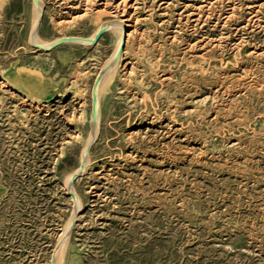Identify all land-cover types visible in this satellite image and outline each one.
<instances>
[{"label":"rangeland","instance_id":"1","mask_svg":"<svg viewBox=\"0 0 264 264\" xmlns=\"http://www.w3.org/2000/svg\"><path fill=\"white\" fill-rule=\"evenodd\" d=\"M44 2L47 42L133 25L61 264H264V0ZM33 21L0 0V264H51L117 41L36 52Z\"/></svg>","mask_w":264,"mask_h":264},{"label":"bare ground","instance_id":"2","mask_svg":"<svg viewBox=\"0 0 264 264\" xmlns=\"http://www.w3.org/2000/svg\"><path fill=\"white\" fill-rule=\"evenodd\" d=\"M106 4L108 5V3H106ZM126 5L127 4H125V6ZM33 8H34V21H33V25H32V28H31V33H30V42H29L30 46L36 52H40V51L48 52V50L56 42H58L59 40H61L62 38H65V37L57 38V39H55L53 41H49V42L42 40L39 37V35H38V30H39L38 27L40 25V14H41V12H44V10H45V2H44V0H39V4L38 5H36L34 3V1H33ZM103 12H104V10L100 11V9H99V11L96 13V15L98 16V15L102 14ZM103 14H105V12ZM112 15H114V14H112ZM72 21H73V19H72ZM104 26H108V32L107 33L114 34L117 37V41H116V45L114 47V50L112 51V53L108 57L107 61L105 62V64L101 68L98 76L96 77V79H97L99 76H101L102 79H101L100 84L98 86V119H97V123L95 125V132L94 133L91 132V120L89 119V122H90V133H89L87 142H86V144L84 146V149H83V154H82V159H81L80 165L77 167V169L74 171V173H72L71 175L68 176V178L66 180V186L69 189V192L71 194H75L76 195V196L74 195V197H75L74 198L75 210H74L73 214L71 215L70 219L68 220V222L65 225L64 232H63L62 236L60 237L58 245L56 246V249L54 250V253L52 255L51 264H61L62 263L64 251L66 250V247H67V244H68V236H69L71 228L74 225V222H75V220H76V218H77V216L80 213V210L82 208V203L80 201V198L77 196L76 192L72 188V186H73L72 185V179H73V176L83 173L85 171V168L88 165L90 152L88 153L87 150H88V148L90 146H93L94 143L96 142V140L98 139L100 126H101V108H100L101 92H102V89H103L104 85L106 84V82H108L112 78V76L115 74V72L117 71L119 66L121 64H123L125 62V60H126V55L128 54V50H129L130 38H131V36L133 34V31H132L133 25L131 23H129V21L127 19H125V18H114V19H111V20H108L106 22L101 23L98 26V28L95 30V32L90 37H87L85 39V41L76 40V41H73V42L66 43V44L82 45V46H86V47L94 46L96 44L90 43L89 40H93L95 38L96 34L99 32V30L102 27H104ZM124 37H127L126 47H125V49H124V51L122 53V56H121L120 60L118 62H116V63H113L115 57L117 56L118 52L120 51V48H121V45H122V40H123ZM67 38H72V37H67ZM75 38L81 39L83 37H75ZM140 45H141V43H140ZM96 79H95V81H96ZM95 81H94V83H95ZM93 86H92V90H93ZM82 163H85L84 170H81Z\"/></svg>","mask_w":264,"mask_h":264},{"label":"water","instance_id":"3","mask_svg":"<svg viewBox=\"0 0 264 264\" xmlns=\"http://www.w3.org/2000/svg\"><path fill=\"white\" fill-rule=\"evenodd\" d=\"M34 3L36 5L39 4V0H33ZM43 16H44V12H41L40 14V24L43 20ZM40 27V25H39ZM38 27V29H39ZM108 32V26H104L102 27L99 32L96 34L95 38L93 40H89L90 43L92 44H97L100 39ZM86 38H75V37H72V38H62L61 40H59L58 42H56L49 50L48 52H51L53 51L54 49L68 43V42H73V41H76V40H83L85 41ZM87 41V40H86ZM126 42H127V37H124L123 40H122V45H121V48H120V51L118 52L117 56L115 57L114 59V62L113 63H116L120 60L121 56H122V53L126 47ZM102 77L99 76L95 83H94V86H93V90H92V113H91V132L94 133L95 132V125L97 123V119H98V86L100 84V81H101ZM91 148L92 146H90L87 150V152L89 153L91 151ZM85 168V163H82L81 165V170H84ZM82 174V173H81ZM81 174H78V175H75L73 176V179H72V185L75 183V181L77 180V178L81 175ZM71 194V193H70ZM71 196L73 198L74 197V194H71Z\"/></svg>","mask_w":264,"mask_h":264}]
</instances>
